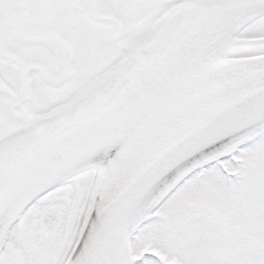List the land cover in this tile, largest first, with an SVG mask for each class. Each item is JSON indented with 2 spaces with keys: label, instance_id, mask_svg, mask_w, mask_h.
<instances>
[{
  "label": "snow or ice",
  "instance_id": "obj_1",
  "mask_svg": "<svg viewBox=\"0 0 264 264\" xmlns=\"http://www.w3.org/2000/svg\"><path fill=\"white\" fill-rule=\"evenodd\" d=\"M0 264H264V0H0Z\"/></svg>",
  "mask_w": 264,
  "mask_h": 264
}]
</instances>
